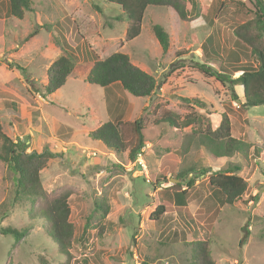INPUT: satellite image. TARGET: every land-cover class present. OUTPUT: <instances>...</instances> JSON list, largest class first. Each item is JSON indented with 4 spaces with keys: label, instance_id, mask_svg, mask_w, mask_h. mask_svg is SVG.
Instances as JSON below:
<instances>
[{
    "label": "rangeland",
    "instance_id": "374dc122",
    "mask_svg": "<svg viewBox=\"0 0 264 264\" xmlns=\"http://www.w3.org/2000/svg\"><path fill=\"white\" fill-rule=\"evenodd\" d=\"M196 1L201 16L191 21H181L171 8L149 6L141 35L126 45L120 40H126L127 20L120 6L106 0H32L34 10L22 20L6 14L7 2L0 5L3 131L14 142H25L29 153L48 149L57 154L42 171V185L49 200L70 192L75 227L68 259L48 236L49 221L42 213L46 200L16 197L14 175L0 161V264H194V243L206 244L216 264H264V105L245 107L241 86L234 87L240 100L235 101L229 87L195 68L196 62L206 63L236 78L240 72L233 69L229 51L251 61L233 35L238 21L233 11L245 0ZM155 24L171 36L166 53L153 32ZM68 37L75 70L45 100L39 91L47 83L48 68L65 54L62 42ZM83 38L101 59L127 54L157 79L156 92L141 99L123 89L87 83L92 52L86 48L83 53ZM185 99H199L204 106ZM165 111L197 120L171 127L160 121ZM223 113L246 153L215 159L202 136L219 125ZM143 114L141 156L147 174L139 166L131 169L136 160L129 159V151L117 155L91 137L106 122L132 123ZM234 166L241 167L238 175L248 189L239 202L220 206L209 177ZM184 190L187 206L180 207L174 193ZM159 205L166 208L158 220L153 213ZM8 227L27 234L17 242L1 234Z\"/></svg>",
    "mask_w": 264,
    "mask_h": 264
},
{
    "label": "trees",
    "instance_id": "16d2710c",
    "mask_svg": "<svg viewBox=\"0 0 264 264\" xmlns=\"http://www.w3.org/2000/svg\"><path fill=\"white\" fill-rule=\"evenodd\" d=\"M4 0H0V5ZM109 3L121 7L129 26L126 33V41H132L140 36L141 25L146 10L149 6L170 7L178 14L181 21H191L201 16L196 0H106ZM8 5L7 15L22 20L27 12H32V0H6ZM245 3L252 5L247 8ZM222 4L214 5L211 10L217 12ZM238 10L233 19V35L250 53L251 61L243 62L241 54L229 51L230 59L233 61V69L240 75L236 78L221 73L206 63L196 62L197 68L207 77L214 78L222 85L229 87L232 98L240 101L234 87L241 86L245 107L264 105V0H245L237 2ZM247 8V9H246ZM0 7V18L2 16ZM153 32L162 47L164 53L170 48L171 36L161 25H154ZM213 38L207 39L212 40ZM206 40V44H207ZM68 49L69 46L65 42ZM202 45L203 54H205ZM179 57L180 53H176ZM182 56V53H181ZM75 58L67 50V54L60 56L47 70V83L39 91L43 98L50 97L63 88L68 77L74 72ZM90 85L107 88L113 84H120L129 94L136 98H150L157 90L159 84L157 79L135 65L131 58L122 52H116L105 59L99 58L93 53V66L85 80ZM188 103H195L196 106H204L199 99H185ZM161 122L171 127L183 128L192 125L197 119L187 117L183 120L171 111L162 113ZM146 115L128 123L125 121L106 122L91 133L95 141L120 155L129 151V159L135 161L142 155L145 146ZM202 144L212 153L215 159L233 157L236 153H246L243 143L236 139L232 133L230 117L223 113L216 128L211 126L203 133ZM28 146L25 142H14L3 131L0 120V161H2L14 175L15 196L25 195L33 198H43L47 204L43 215L49 221L48 236L56 243L63 256L71 259V248L74 243L75 227L70 222V207L68 199L70 192L66 191L58 196L48 199V193L42 185V171L47 167L48 162L57 157V154L45 149L43 152H27ZM257 147H255V152ZM264 152V146L261 147ZM241 167L234 166L228 171H219L209 177L208 184L214 196L218 197L220 206L233 205L243 199L248 189L247 181L238 173ZM185 172V171H183ZM181 172L184 176L185 173ZM205 173V172H204ZM179 175V176H181ZM193 184L192 182H190ZM189 183V184H190ZM183 194L186 195L183 197ZM187 190L174 193L175 200L179 206H186ZM165 205H159L154 211V217L158 220L165 213ZM1 234L13 236L19 242L27 234L26 230L14 228H3ZM194 264H216L210 255L206 244L194 243Z\"/></svg>",
    "mask_w": 264,
    "mask_h": 264
},
{
    "label": "crops",
    "instance_id": "0c3cea01",
    "mask_svg": "<svg viewBox=\"0 0 264 264\" xmlns=\"http://www.w3.org/2000/svg\"><path fill=\"white\" fill-rule=\"evenodd\" d=\"M3 2H6V0H4ZM2 2V3H3ZM1 3V4H2ZM6 8H7V10H6V14H7V11H8V5H7V3H6ZM166 8H170V7H166ZM148 9V8H147ZM172 9V8H171ZM174 12H175V10H174ZM146 13H147V10H146ZM146 13H145V15H146ZM176 13V12H175ZM177 14V13H176ZM177 16H178V14H177ZM145 17V16H144ZM179 17V16H178ZM143 22H144V19H143V21H142V24H143ZM127 23H128V21H127ZM155 25H157V24H155ZM158 25H161V24H158ZM128 26H129V23H128V25H127V28H128ZM142 26L143 25H141V30H142ZM162 26V25H161ZM163 27V26H162ZM165 28V27H164ZM166 29V28H165ZM167 32H168V30H167ZM126 33H127V30H126ZM141 33H142V31H141ZM169 33V32H168ZM71 34H72V36H75V33H74V28L71 30ZM141 35V34H140ZM79 36V35H78ZM78 36H77V38H78ZM76 38V39H77ZM138 38V37H137ZM136 38V39H137ZM69 39V37L67 38V40ZM136 39H134V40H136ZM71 40V39H70ZM70 40H68V42L67 41H63L62 43H63V46L65 47V54H67V50L69 51V53H71V55L74 57V54H73V50L75 51V49L70 45V43H69V41ZM100 40H102V39H100ZM134 40H132V41H134ZM81 41H83L84 42V45H83V53H85L86 52V48H88L89 50H91V52H92V57L90 58V59H92L91 61H90V63H91V66H93V53L94 54H96L95 53V51H94V49L92 48V44H90L89 42H88V40H86V39H82ZM112 41H113V39H112ZM120 41H123L124 42V44L126 45L128 42L125 40H123V39H121ZM132 41H129V42H132ZM65 42H66V44L69 46V48L67 49L66 48V46H65ZM98 44V43H97ZM98 45H100V44H98ZM120 45H121V43H120ZM162 48V47H161ZM73 49V50H72ZM77 50H78V48H77ZM65 54H63V55H65ZM61 55V54H60ZM59 55V56H60ZM89 55V54H88ZM97 55V54H96ZM62 56V55H61ZM98 56V55H97ZM87 56H83V59H85ZM99 57V56H98ZM59 58V57H58ZM57 58V59H58ZM75 58V57H74ZM100 58V57H99ZM56 59V60H57ZM55 60V61H56ZM89 71H90V69H89ZM89 71H88V73H87V75L89 74ZM70 78L72 77V74L69 76ZM86 78H87V76L85 77V80H86ZM119 88L120 90H122L123 88L121 87V85L120 84H113V85H111V86H109V87H107V88H104V89H108V88ZM124 90V89H123ZM39 94H40V92H39ZM41 95V94H40ZM53 96V95H52ZM49 98H51V96L49 97ZM48 100V98H45V100ZM114 112H115V109H114V111L112 110V115L114 116ZM123 114V112H121L119 115H117V117H116V119L115 120H119L120 119V117H121V115ZM110 117V116H109ZM175 204L177 205L178 204V202L175 200ZM186 206H187V204H186ZM181 207V206H180ZM182 207H184V206H182Z\"/></svg>",
    "mask_w": 264,
    "mask_h": 264
},
{
    "label": "built area",
    "instance_id": "2783aa9c",
    "mask_svg": "<svg viewBox=\"0 0 264 264\" xmlns=\"http://www.w3.org/2000/svg\"><path fill=\"white\" fill-rule=\"evenodd\" d=\"M131 165H132L131 169H134L136 166H139L140 169H141L145 174L148 173V170H147L146 164H145V162L143 161V158H142L141 155L136 159V161H135L134 163H131Z\"/></svg>",
    "mask_w": 264,
    "mask_h": 264
}]
</instances>
